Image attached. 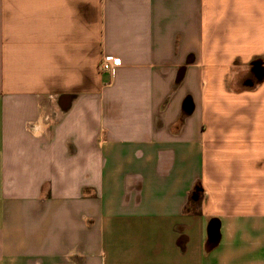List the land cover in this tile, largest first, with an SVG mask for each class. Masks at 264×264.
I'll use <instances>...</instances> for the list:
<instances>
[{"label": "crops", "instance_id": "1", "mask_svg": "<svg viewBox=\"0 0 264 264\" xmlns=\"http://www.w3.org/2000/svg\"><path fill=\"white\" fill-rule=\"evenodd\" d=\"M0 264H264V0H0Z\"/></svg>", "mask_w": 264, "mask_h": 264}, {"label": "built area", "instance_id": "2", "mask_svg": "<svg viewBox=\"0 0 264 264\" xmlns=\"http://www.w3.org/2000/svg\"><path fill=\"white\" fill-rule=\"evenodd\" d=\"M118 65L119 60L116 57H110L103 62V69L113 73Z\"/></svg>", "mask_w": 264, "mask_h": 264}, {"label": "water", "instance_id": "3", "mask_svg": "<svg viewBox=\"0 0 264 264\" xmlns=\"http://www.w3.org/2000/svg\"><path fill=\"white\" fill-rule=\"evenodd\" d=\"M209 233L210 235L218 236L219 234V224L217 220H212V222L209 224Z\"/></svg>", "mask_w": 264, "mask_h": 264}]
</instances>
